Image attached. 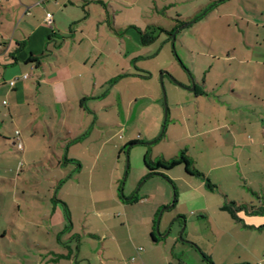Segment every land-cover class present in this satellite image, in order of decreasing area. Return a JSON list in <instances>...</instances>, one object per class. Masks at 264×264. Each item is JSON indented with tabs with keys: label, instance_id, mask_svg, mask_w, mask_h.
<instances>
[{
	"label": "crops",
	"instance_id": "crops-1",
	"mask_svg": "<svg viewBox=\"0 0 264 264\" xmlns=\"http://www.w3.org/2000/svg\"><path fill=\"white\" fill-rule=\"evenodd\" d=\"M93 2L102 7L94 21ZM209 5L200 14L205 21H194L202 23V30L186 44L193 70L200 65L201 81L194 76L193 89H173L177 97L169 106L170 126L151 141L153 129L139 125L157 100L151 94L129 95V76H139L130 72L129 60L152 42L144 45L139 31L166 29L132 25L125 33L134 27L136 36L117 34L114 41L103 30L110 26L104 0L0 2V199H10L0 200V264H98L80 256V242L82 228L86 237L98 235L82 210H94L99 200H66V189L78 192L81 183L91 189L102 181L115 190L124 172L120 153L162 137L184 144L195 165L191 148L202 147L207 168L194 167L196 173L188 174L184 166L188 176L178 179L204 199L218 189L229 200L218 207L233 223L232 229H220L227 239L223 263L264 264V0H211L193 17ZM48 12L51 25L45 22ZM180 18L172 19L169 32L184 22ZM113 41L116 47L108 50ZM113 56L116 69L108 70L102 60ZM184 93H189L186 99ZM153 108L157 115L158 106ZM190 176L200 180L195 183ZM238 190L243 192L238 195ZM133 196L100 200L114 208L99 213L109 220L103 236L119 254L120 236L146 243L148 251L135 264H160L151 259L160 243L156 216L169 200H146L145 195L128 200ZM201 209L208 211L206 201ZM112 252L106 246L102 250ZM111 257L99 264H124ZM161 258L162 264H172L168 256Z\"/></svg>",
	"mask_w": 264,
	"mask_h": 264
},
{
	"label": "rangeland",
	"instance_id": "rangeland-1",
	"mask_svg": "<svg viewBox=\"0 0 264 264\" xmlns=\"http://www.w3.org/2000/svg\"><path fill=\"white\" fill-rule=\"evenodd\" d=\"M210 1L104 0L109 11L107 17L113 29L109 26L103 27V30L109 36H113L114 41L116 40L117 34L119 36L124 34L127 36H136L137 32L134 27L127 29L129 33H125L126 28L132 25L145 29L146 25L152 24L166 29V31L161 32L160 28H156L153 31L155 39L147 46H143L139 52L131 54L129 60L130 72L139 75L138 77H134L133 75L129 76L127 80L129 95L132 97L141 94H151L157 100L154 104L159 108L158 114L155 115L157 108H153L154 104L151 105L144 112V116L140 119L139 125L141 128L149 129L151 127V130L153 129L152 133L149 134L152 137L151 141L156 140L161 131L165 134V129L170 126L169 106H173V102L177 97L173 89L178 90L177 87H182L186 90L191 88L192 82L194 83V76L198 78L199 82L201 81L200 65L193 70V66L187 56L186 44L188 38L198 33L199 30H202V23L200 22H204L205 20L200 17V14L205 13L211 7L210 5L207 6L205 10H202L197 16L193 17L199 9L198 6L206 5ZM83 3L82 1L81 4ZM90 5L92 20L94 21L96 20L95 17L98 15V12L101 14L102 7L101 4L94 2ZM215 13L216 11L211 14ZM180 17H183L184 22H179L180 24L174 30L194 18L199 17V20L201 18L202 21L198 23L193 22L179 30L173 41L171 33H168L172 29L170 24L174 19H181ZM112 30L115 32H112ZM98 37L100 35L97 34ZM114 41L113 44L108 46V50L116 47ZM129 49H132V47ZM132 57L137 58L131 59ZM107 60L103 58L102 64H107L108 70L111 66H114L113 68L116 69V64L118 63L116 56L112 57V61ZM104 61H107V63ZM115 90H118L117 87H115ZM162 90L165 92V102L163 100ZM184 94L186 95L183 97L186 99L189 93ZM138 103L149 105L150 102L149 99H139ZM139 133L142 134L141 129ZM167 134L169 136V128ZM162 138L152 144L134 145L131 152L128 150V153L125 151L120 153L119 157L123 164L122 168L124 172L115 190L111 191L108 185L102 181L97 186H92L91 189L86 184L81 183L82 185L78 192H74L72 189H66V200H99L94 210H88V206H84L82 210V213L85 215H82V218L87 217L91 224L95 225L98 235L95 238L86 237L83 234L84 228H82L80 256L88 259L91 258L92 263L98 264L104 262L111 255V259L120 260L124 264L138 263L139 260H142L141 254L148 251V245L146 243H139L140 241L129 243L125 240V237L120 236L122 254H119L120 251H117L115 246L110 244L109 239L103 236V233H105L103 232L104 228L109 220H106L105 216L101 217L99 214L100 211H107L106 209L110 208L114 210V208L110 206L111 204L108 201L101 203L100 200H115L116 194L122 197L136 195L137 198L145 195V197L148 196L146 200L168 199L169 202L165 205L168 206L175 195L174 205L162 211L157 230L155 229L154 231L155 235L160 238V243L155 245L157 247H155L156 249L153 251L154 256L151 259L155 261L159 260L160 264H162V254L168 256L172 264H210L204 259L203 256L205 255L210 259L211 264H224L223 259L225 254L221 253V249L227 239L223 237L224 233L220 232V229L221 231L222 228L232 229L233 223L230 221L228 215L218 210V207L222 204L229 205V200H223L225 194L221 190L216 189L215 193L211 195L212 197H207V199L200 197L189 188L184 180L178 179L179 177L188 176L183 164L175 166L171 170L161 169L159 170L160 175L149 176L139 180L142 173L148 171L144 163V156H146L147 161L155 162L162 157L172 159L184 149V144L181 142L175 141L173 138L172 141ZM197 145L200 146L201 142L198 141ZM191 152L194 153L195 156L193 157L197 162L195 165L192 158H189L191 168H207L205 157L201 154L202 147L191 148ZM173 177H177V180ZM187 178L193 180L195 183L197 182L195 180H200L198 177L191 178L190 176ZM241 192L243 191H236L238 195ZM0 200L10 199L6 197ZM205 201L208 206V211L201 209ZM236 203L239 204L240 202ZM165 206L159 209L158 214ZM231 207H236V204L233 203ZM93 211H96V216ZM97 211L99 212L97 213ZM182 228L183 231L181 232ZM180 232L181 238H179ZM146 241L154 247L150 237H147ZM105 246L113 249L112 253L107 254L108 256L102 253Z\"/></svg>",
	"mask_w": 264,
	"mask_h": 264
},
{
	"label": "trees",
	"instance_id": "trees-1",
	"mask_svg": "<svg viewBox=\"0 0 264 264\" xmlns=\"http://www.w3.org/2000/svg\"><path fill=\"white\" fill-rule=\"evenodd\" d=\"M160 30L161 31H165V30H162V29H160ZM173 31H174V29L171 32H168V33L170 34ZM139 35H140L141 41H142V43L144 45H147L148 43L153 41L154 38H155V36L153 35L152 32L143 33L141 31H139ZM29 60L33 61L30 58H29ZM144 163H145V166L148 169L147 177L154 176V175H160L159 174V170H161V169L170 170V169L174 168L175 166L181 165V164H184L185 170H186V172L188 174H192L193 172L196 173V170L191 168V161H190L189 157L187 156V154H186V152L184 150L181 151V153L178 156H176L175 158H173L171 160H168V161L167 160H159V161H156V162H149V161H147V159L145 157L144 158ZM136 199H137V197L135 195L131 199H128V200L133 201V200H136ZM152 236H153V239L155 240L154 235H152ZM203 257H204L205 260H207L211 264V261L206 256H203Z\"/></svg>",
	"mask_w": 264,
	"mask_h": 264
},
{
	"label": "water",
	"instance_id": "water-1",
	"mask_svg": "<svg viewBox=\"0 0 264 264\" xmlns=\"http://www.w3.org/2000/svg\"><path fill=\"white\" fill-rule=\"evenodd\" d=\"M201 15H203V14H201ZM195 20H196V18H194V19L191 20L190 22H187V23H185V24L179 26L178 28H176V29L171 33L172 40L174 41L175 35H176V33H177L179 30H181L182 28L186 27L187 25L193 23ZM193 88H194V83L192 82V87L189 88V89H193ZM162 91H163V100H164V102H165V92H164V90H162ZM165 115H166V106H165ZM161 134H162V131H161ZM161 134H160V135H161ZM150 143H152V142H149V144H150ZM174 201H175V195L173 196V200L171 201V203H170L168 206L163 207V208L160 210V212H159V214H158V217H157V220H156V230H157V226H158L159 218H160V216H161L162 211L165 210V209H169L170 207H172V206L174 205ZM183 228H184V227H183ZM183 228L181 229V232L183 231ZM181 232L179 233V238H181Z\"/></svg>",
	"mask_w": 264,
	"mask_h": 264
},
{
	"label": "built area",
	"instance_id": "built-area-1",
	"mask_svg": "<svg viewBox=\"0 0 264 264\" xmlns=\"http://www.w3.org/2000/svg\"><path fill=\"white\" fill-rule=\"evenodd\" d=\"M2 1H5V0H0V2H2ZM45 22H46V24H48V25H50L52 22H53V15L51 14V13H46V15H45ZM27 74H24L21 78L22 79H25V78H27ZM10 85H13V84H15V80H11L10 82ZM5 103V102H4ZM7 103H5V105H6ZM14 139H15V143H16V146H17V148L19 149V150H22V148H23V144H22V140H21V137H20V132H19V130H15L14 131ZM263 146H264V142H263Z\"/></svg>",
	"mask_w": 264,
	"mask_h": 264
}]
</instances>
